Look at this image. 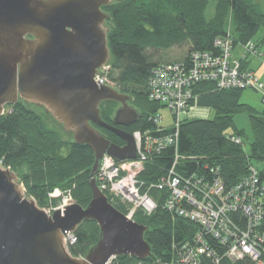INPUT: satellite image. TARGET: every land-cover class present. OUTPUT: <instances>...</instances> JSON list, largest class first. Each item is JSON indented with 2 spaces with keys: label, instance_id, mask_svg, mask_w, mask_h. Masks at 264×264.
<instances>
[{
  "label": "trees",
  "instance_id": "obj_1",
  "mask_svg": "<svg viewBox=\"0 0 264 264\" xmlns=\"http://www.w3.org/2000/svg\"><path fill=\"white\" fill-rule=\"evenodd\" d=\"M210 9L213 14L208 16ZM107 12L111 51L108 76L119 93L132 98L141 116L132 133L139 130L156 135L164 128L153 122L163 106L148 98L152 73L160 65L189 62L193 53L218 54L215 43L220 39L232 40L233 49L251 42L261 49L255 38L264 31V11L253 0H117ZM174 48L187 49V55L173 62L160 56ZM241 64L246 70L244 60ZM243 92L220 90L214 82L193 86L198 107L212 110L214 117L185 119L180 125L177 147L150 155L138 176L141 190L147 191L157 204L150 216L138 211L133 218L134 222L148 227L145 240L150 245L151 256L145 261L119 257L111 264L170 262L177 248L194 238L198 227L165 209L169 193L151 188L168 177L176 158L179 175L209 177L211 170L218 169L228 187L247 176L250 166L264 165V108L258 112L241 103ZM103 104L101 117L111 123L116 106ZM241 114L249 116L251 139L235 124V118ZM49 119L54 122L45 112H38L24 102L7 106L0 117V165L19 175L27 196L42 209L57 206L58 202L50 199L55 190L70 192L75 203L86 208L92 200L94 152L77 145L73 138L65 139L66 133L57 129L59 125L55 122L56 127L50 126ZM108 134L102 130V136L112 142ZM246 142L250 144L249 152L245 149ZM109 202L127 214L124 206L110 198ZM234 218L246 226L240 214ZM99 234L95 222L83 223L74 234L76 242L69 247L70 254L75 258L85 257L98 243ZM214 261L204 258L202 264H215Z\"/></svg>",
  "mask_w": 264,
  "mask_h": 264
},
{
  "label": "water",
  "instance_id": "obj_2",
  "mask_svg": "<svg viewBox=\"0 0 264 264\" xmlns=\"http://www.w3.org/2000/svg\"><path fill=\"white\" fill-rule=\"evenodd\" d=\"M113 0H0V117L7 106L24 102L40 107L79 146L94 152L92 200L86 208L72 205L50 215L26 195L19 175L0 165V264H111L119 257L145 261L148 227L129 220L112 206L96 183L100 161L135 160L133 135L117 127L140 121L132 98L95 83L108 67L109 15ZM121 105L111 124L103 121V103ZM54 123V124H55ZM93 125L120 137L111 144ZM85 222H95L99 241L83 258L73 257L65 235Z\"/></svg>",
  "mask_w": 264,
  "mask_h": 264
},
{
  "label": "built area",
  "instance_id": "obj_3",
  "mask_svg": "<svg viewBox=\"0 0 264 264\" xmlns=\"http://www.w3.org/2000/svg\"><path fill=\"white\" fill-rule=\"evenodd\" d=\"M218 54L193 53L189 62L162 64L156 68L149 82L148 98L168 109L174 124L159 129L156 135L135 131L137 158L117 162L108 155L100 161L101 169L95 178L99 190L126 208L129 220L138 211L150 216L157 204L147 191L140 188L138 176L144 171L150 155L159 154L169 147H177L181 123L199 110L193 95V86L201 82H214L220 90H252L262 95L264 105V82L254 72L244 70L241 61L233 57V42L220 39L215 43ZM246 56L264 54L251 42L243 47ZM110 67L101 70L95 77L107 87H114L108 77ZM158 113L153 122L157 126L163 121ZM167 131L169 133H167ZM237 143L240 140L234 139ZM178 158L168 177L151 188L167 191L165 209L171 214L194 223L198 230L194 238L180 246L170 262L158 264H202L204 258L215 260V264H264V165H252L249 173L232 186H226L219 170H211L209 177L185 178L176 172ZM59 199L55 210H64L68 204L75 205L72 196H62L59 190L50 194ZM61 199V201H60ZM240 214L246 226L234 218ZM76 242L74 234L65 235L66 246ZM215 243V244H213Z\"/></svg>",
  "mask_w": 264,
  "mask_h": 264
},
{
  "label": "rangeland",
  "instance_id": "obj_4",
  "mask_svg": "<svg viewBox=\"0 0 264 264\" xmlns=\"http://www.w3.org/2000/svg\"><path fill=\"white\" fill-rule=\"evenodd\" d=\"M253 2L256 3L257 5H259L261 7V9L264 11V0H253ZM212 14H213V11L210 9L208 16H210ZM255 42L260 43L261 53L264 54V31H261L257 35V37L255 38ZM239 47L242 48L241 46H239ZM239 51H241V49ZM186 55H187V49H185V48H174V49L168 51L167 53H160V56H164L165 58H168L167 59L168 62L177 61L180 58H184ZM244 55H245V51L242 54L243 59H236L234 56L233 57L236 60H245L248 56L244 57ZM254 58L256 59V61L254 62L253 66L256 67V70L259 69V67L264 68V58H261L259 56H255ZM241 103L250 105L251 107H253L258 112H262L263 108H264L263 103H262V95L260 93H258V92L252 91V90H247V91H244L242 93ZM130 106L136 109V107L134 106L132 101L130 103ZM35 109L38 112H41V113L45 112L40 107L39 108L35 107ZM199 110H201V111H199ZM199 110L193 111L192 116L190 118L206 119V118H213L214 117V112L212 110H208V109H206V110L205 109L204 110L203 109H199ZM159 113L164 118L163 121L160 123V126L165 127V128H169V127H171L174 124V122H175L174 118H173L171 112L168 109L161 108L159 110ZM202 114H204L206 116H202ZM48 123H49L50 126H55V127L57 126L50 119L48 120ZM235 124H236V126H237V128L239 130L244 131L246 133V135L250 139L252 138L253 132H252L251 125H250L249 116L247 114L238 115L235 118ZM56 128L61 130V131H63L62 128L59 127V126H57ZM65 136H66L65 139H69L70 140L71 138H73V137H71L70 134H66ZM245 149L248 152L250 151V144L248 142H246ZM19 183L21 184L20 179H19ZM25 193H26V190H25ZM60 193L62 194V196H68L69 194L72 195L70 192H62V191H60ZM51 200H55L59 204V199H51ZM60 201H61V199H60ZM58 204H57V206H58ZM57 206L50 207V208H47V209H44V210L47 211L50 215H52L54 209H56Z\"/></svg>",
  "mask_w": 264,
  "mask_h": 264
},
{
  "label": "flooded vegetation",
  "instance_id": "obj_5",
  "mask_svg": "<svg viewBox=\"0 0 264 264\" xmlns=\"http://www.w3.org/2000/svg\"><path fill=\"white\" fill-rule=\"evenodd\" d=\"M117 0H113V2H112V4L109 6V7H105V8H103V11L106 13V14H108V12H107V10L116 2ZM108 22H109V20H107L106 21V27H107V29L109 30V28H108ZM121 94V93H120ZM107 103H113L115 106H116V108H115V112H116V110L117 109H119L120 107H121V105L120 104H118V103H115V102H107ZM131 103V102H130ZM130 103H129V105H130ZM102 105H104V104H102ZM102 105H101V107H102ZM101 107H100V109H101ZM111 124V123H110ZM134 126V125H133ZM133 126H131V127H117L118 129H120V130H122V131H125V132H127V133H130V134H133L132 133V127ZM93 127L94 128H96V130L102 135V130H104V129H102V128H100V127H98V126H95V125H93ZM107 131V130H106ZM109 134H108V136L110 137V140L112 141V142H114V144L115 145H117V146H120V147H123L124 145H125V143H124V141L120 138V137H118L117 135H115L114 133H112V132H110V131H107ZM112 142H110L111 144H113Z\"/></svg>",
  "mask_w": 264,
  "mask_h": 264
},
{
  "label": "crops",
  "instance_id": "obj_6",
  "mask_svg": "<svg viewBox=\"0 0 264 264\" xmlns=\"http://www.w3.org/2000/svg\"><path fill=\"white\" fill-rule=\"evenodd\" d=\"M241 49V51H239ZM261 50V49H260ZM243 47L240 48V47H237L236 49H234L233 51V56L236 58V59H243L242 57V54H243ZM256 61V59L252 56H248L245 60H244V63L247 64L246 66V70H249V71H252L255 73V75L261 80L264 82V68H261L259 67V69L256 70V67H254V62ZM204 110V109H203ZM206 110V109H205ZM201 111V110H199ZM192 116V115H191ZM202 116H206L204 114H202ZM188 118H190V116H188Z\"/></svg>",
  "mask_w": 264,
  "mask_h": 264
},
{
  "label": "bare ground",
  "instance_id": "obj_7",
  "mask_svg": "<svg viewBox=\"0 0 264 264\" xmlns=\"http://www.w3.org/2000/svg\"><path fill=\"white\" fill-rule=\"evenodd\" d=\"M108 67H110V65H108ZM102 70H103V69H102ZM100 71H101V70H100ZM38 108H39V107H38ZM69 206H72V204H68V205H67V207H69ZM67 207H66V208H67ZM54 211H57V210L54 209ZM54 211H53V212H54ZM61 211H63V210H61Z\"/></svg>",
  "mask_w": 264,
  "mask_h": 264
}]
</instances>
